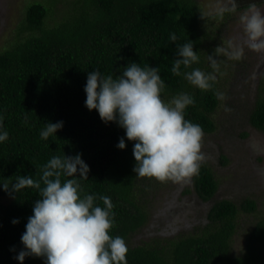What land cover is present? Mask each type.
<instances>
[{"label": "trees", "instance_id": "trees-1", "mask_svg": "<svg viewBox=\"0 0 264 264\" xmlns=\"http://www.w3.org/2000/svg\"><path fill=\"white\" fill-rule=\"evenodd\" d=\"M41 2L26 6L21 30L0 51V117L8 139L0 142V183H15L18 176L39 180L43 166L54 156L80 155L90 171L79 179L84 192L94 195V206L104 207L100 196L111 199L114 224L109 235L122 237L128 247L127 264H264V222L258 221L245 237L243 250L231 255L229 242L238 210L251 212L252 199L238 205L215 200L206 212L207 224L193 234L168 239L164 245H128V237L146 221V211L136 197L133 171L134 142L116 122L105 124L96 110L85 106L89 72L121 75L130 63L158 68L165 84L161 97L187 93L194 104L184 118L215 130L211 113L218 104L215 83L208 91L193 87L183 74H172L178 47L193 43L202 71L205 33L194 0H70L69 8L53 25L44 20L48 7ZM175 34L176 41L171 40ZM181 66V73L191 71ZM247 115L248 123L264 135V74ZM63 126L47 140L40 133L47 123ZM244 135V133L242 134ZM125 149L117 147L120 139ZM68 177L62 176V181ZM201 202L211 200L217 184L204 163L191 181ZM41 187L43 183L41 182ZM139 191V190H138ZM0 264H20L21 237L40 198L38 189L5 192L0 184ZM18 221L13 223V221ZM156 242V241H154ZM23 264H46L43 257H25Z\"/></svg>", "mask_w": 264, "mask_h": 264}, {"label": "clouds", "instance_id": "clouds-1", "mask_svg": "<svg viewBox=\"0 0 264 264\" xmlns=\"http://www.w3.org/2000/svg\"><path fill=\"white\" fill-rule=\"evenodd\" d=\"M235 0L218 9V14L237 10ZM243 36L240 43L228 42V48L217 47L215 55L240 60L244 47L264 54V13L252 3L239 17ZM171 40L176 41L175 34ZM178 57L172 74L184 78L193 87L208 91L217 80L221 61L208 55L210 73L192 68L199 62L190 41L178 47ZM181 66L185 71L181 73ZM158 68L130 63L121 75L102 76L89 72L84 91L85 106L96 110L105 123L116 122L125 130L128 141L134 142L133 169L137 177L160 183H190L199 175L205 161L202 152L204 133L200 125L185 120V109L194 104L187 93L165 102L161 94L165 84ZM218 99H225L217 93ZM225 111H231L225 108ZM63 126L62 122L47 123L40 133L47 140ZM0 117V142L8 139ZM117 147L125 149L123 138ZM90 169L78 154L74 157L54 156L42 168L39 180L18 176L15 183H0L5 192L19 193L23 189H38L33 214L28 218L21 237L24 248L16 257L23 264L25 257H43L46 264H127L128 247L125 240L109 235L114 224V205L108 196H100L104 207L94 206L96 197L84 192L79 179H88ZM63 177H68L62 181ZM41 182L43 187H41ZM18 221H13L17 223Z\"/></svg>", "mask_w": 264, "mask_h": 264}, {"label": "rangeland", "instance_id": "rangeland-1", "mask_svg": "<svg viewBox=\"0 0 264 264\" xmlns=\"http://www.w3.org/2000/svg\"><path fill=\"white\" fill-rule=\"evenodd\" d=\"M48 7L44 22L51 26L69 8L70 0H0V51L7 47L21 30L25 8L33 2ZM196 13L206 17L199 30L206 35L203 47L205 73H210L208 55L218 62L219 72L214 82L217 93L225 99L211 113L215 130L204 133L202 152L217 187L207 202H201L194 194L192 183H160L154 179L136 180V197L146 211L145 223L128 237V245L156 243L164 245L168 239L193 234L207 224L206 212L215 200L227 199L238 205L244 198L252 199L255 208L251 212L238 210L234 232L230 237L229 252L238 255L243 250L245 237L258 222H264V135L251 127L247 115L252 107L264 74V54L244 47L240 60H230L223 54L215 55L217 47L228 48L229 40L240 43L243 36L240 15L255 3L264 13V0H235L237 10L225 12L221 18L218 9L228 0H194ZM168 102L172 98H162ZM225 108L231 111H225ZM244 133V135H242ZM139 190V191H138ZM8 199L0 198V202ZM156 241V242H154Z\"/></svg>", "mask_w": 264, "mask_h": 264}]
</instances>
